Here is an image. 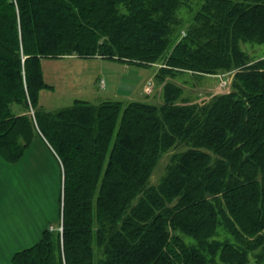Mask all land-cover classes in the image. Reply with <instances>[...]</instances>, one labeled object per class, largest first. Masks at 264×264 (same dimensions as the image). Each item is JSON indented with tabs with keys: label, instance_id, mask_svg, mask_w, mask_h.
<instances>
[{
	"label": "trees",
	"instance_id": "trees-1",
	"mask_svg": "<svg viewBox=\"0 0 264 264\" xmlns=\"http://www.w3.org/2000/svg\"><path fill=\"white\" fill-rule=\"evenodd\" d=\"M191 1L0 0V155L16 163L42 137L63 168L62 230L46 228L15 264H249L264 248V59L242 48L264 44V0H199L173 41ZM67 56L158 63L162 83L235 74L204 104L167 81L161 104L77 98L47 110L43 60ZM219 226L234 243L213 238Z\"/></svg>",
	"mask_w": 264,
	"mask_h": 264
},
{
	"label": "rangeland",
	"instance_id": "rangeland-1",
	"mask_svg": "<svg viewBox=\"0 0 264 264\" xmlns=\"http://www.w3.org/2000/svg\"><path fill=\"white\" fill-rule=\"evenodd\" d=\"M199 4V0H192L189 6L181 7L178 12V22L175 24V32L171 36L173 41L185 35L186 27L193 21L192 17L198 10ZM242 48L248 53L251 59H264V44L247 42L242 43ZM68 57L70 56L62 59L43 60L46 81L55 88L54 90L46 89L41 94L40 104L47 110L66 107L71 105L77 98L89 100L93 103H98L106 99L119 100L124 103H128L130 100H141L154 104L163 103V89L159 91V87L163 83L156 76L161 66L158 63L138 67L126 65L114 59H71ZM131 70L135 74H132ZM129 74L132 75L128 76ZM234 74V71H230L196 77V75H192L191 73L178 72L173 76H168L169 78L167 77L165 81L174 82L183 88L182 99L204 104L215 96L228 93L231 90ZM97 77L101 78L100 83H98ZM128 77H130V83L132 84L133 82L134 86L130 96L128 95ZM95 78L97 79V84L94 82ZM222 78H224L223 80H229L230 84L222 87ZM150 84H156V86H153L154 89L152 92L147 94L145 93L144 86L150 88ZM119 88H121L120 91ZM93 90H96V92ZM159 97L161 100L158 99ZM172 153L173 150H170L162 155L151 176L152 184H157L160 181ZM16 169V167H10L9 171L14 173ZM0 188L6 200H10L9 197L21 193H27L39 199V204H37L39 205L40 213L44 217L46 215L50 216V219L57 218L58 205L52 198V191H50L51 200L48 199V195L45 194V186L30 184L23 189L18 188V183L15 181V178H11L5 174L2 180H0ZM50 189H54V187ZM37 204L35 206H29L36 209L38 207ZM217 231L213 238L222 242L229 240L231 243H234L233 236L223 226H219ZM183 237L189 244L196 243L190 236L184 235ZM216 261V264H227L219 257L216 258ZM249 264H264L263 247L250 254Z\"/></svg>",
	"mask_w": 264,
	"mask_h": 264
},
{
	"label": "crops",
	"instance_id": "crops-1",
	"mask_svg": "<svg viewBox=\"0 0 264 264\" xmlns=\"http://www.w3.org/2000/svg\"><path fill=\"white\" fill-rule=\"evenodd\" d=\"M68 58L76 59L79 57L70 56ZM131 73L135 74L132 70ZM97 78L98 83H100L101 78ZM128 79V95L130 96L134 86L133 82L132 84L130 83V77ZM96 80L95 78L94 82L97 84ZM163 84L159 87V91L163 89ZM153 86L155 87L156 84H152L151 88L144 86L145 93H151L154 89ZM44 90L41 91V94ZM120 90L121 88H119ZM93 91L96 92V90ZM158 99L161 100L160 97ZM195 102L191 101L190 103ZM10 167H16L17 169L13 173L9 171ZM5 174L15 178L18 188L23 189L30 184L45 186V194L48 195V199L51 200L50 191H52V198L58 205L57 218H51V220L50 216L46 215L44 217L40 213L39 199L27 193H21L9 197L10 200H6L0 188V264H15L13 262L15 253L36 244L41 239L42 233L46 228L54 229L62 224L63 168L60 159L47 141L42 137H37L20 161L16 163H9L0 155V180ZM51 187H54V189H50ZM36 204L38 206L36 209L29 206H35Z\"/></svg>",
	"mask_w": 264,
	"mask_h": 264
},
{
	"label": "built area",
	"instance_id": "built-area-1",
	"mask_svg": "<svg viewBox=\"0 0 264 264\" xmlns=\"http://www.w3.org/2000/svg\"><path fill=\"white\" fill-rule=\"evenodd\" d=\"M224 78H222L221 80V86L224 87L225 85H229L230 84V81L228 80H223ZM152 84H150V88H151Z\"/></svg>",
	"mask_w": 264,
	"mask_h": 264
}]
</instances>
